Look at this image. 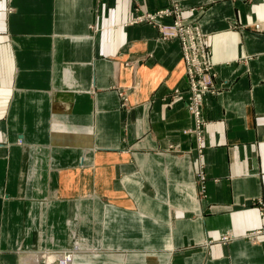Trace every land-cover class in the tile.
I'll list each match as a JSON object with an SVG mask.
<instances>
[{
    "label": "crops",
    "instance_id": "crops-1",
    "mask_svg": "<svg viewBox=\"0 0 264 264\" xmlns=\"http://www.w3.org/2000/svg\"><path fill=\"white\" fill-rule=\"evenodd\" d=\"M173 4L216 74L199 130L179 41L133 21ZM70 248L264 264V0H0V264Z\"/></svg>",
    "mask_w": 264,
    "mask_h": 264
},
{
    "label": "built area",
    "instance_id": "built-area-1",
    "mask_svg": "<svg viewBox=\"0 0 264 264\" xmlns=\"http://www.w3.org/2000/svg\"><path fill=\"white\" fill-rule=\"evenodd\" d=\"M173 17L174 23L166 25L161 20ZM134 22L147 23L159 29L163 40L177 39L181 46L185 76L189 88L186 108L194 118L196 129L202 125L201 110L205 96L215 95L218 87L213 81L215 74L208 60V50L198 25L184 22L180 17V7L161 9L153 13H140ZM191 33V34H190ZM225 238L222 239L225 240Z\"/></svg>",
    "mask_w": 264,
    "mask_h": 264
},
{
    "label": "rangeland",
    "instance_id": "rangeland-1",
    "mask_svg": "<svg viewBox=\"0 0 264 264\" xmlns=\"http://www.w3.org/2000/svg\"><path fill=\"white\" fill-rule=\"evenodd\" d=\"M172 6L173 5H170L169 7H167V8H169V9H171L172 8ZM163 9H166V8H163ZM139 12V13H138ZM140 11H139V9L137 8V11H136V16L134 17V19H133V21H135L136 20V18L140 15ZM169 22L168 23H165L166 25H171V24H173L174 22V18L173 17H169ZM135 24H137V23H141V22H134ZM149 25V24H148ZM195 25H198L197 23H195ZM152 26V25H151ZM157 30H158V33H160L159 32V29L157 28ZM159 37H160V39L161 40H163L162 38H161V36H160V34H159ZM169 40V39H168ZM207 50H208V55H209V49H208V47H207ZM208 59H209V56H208ZM212 72H213V74H215V72H214V65H212ZM186 77V76H185ZM215 78H216V74H215ZM215 78L213 77V81H214V83H215ZM186 81H187V77H186ZM176 93V92H175ZM188 93H189V88H188ZM189 96V95H188ZM187 100H188V97H187V99H186V102H187ZM223 239V238H222ZM71 250H74L73 252H69V251H71ZM63 252V253H62ZM67 252H69V255H71V256H74V260H76L77 259V257H78V255H83V254H85V252H82V251H79L77 248H75V249H73V248H70V249H67V250H63V251H57V252H48L47 254H49V255H47V254H44L45 256V258H43L42 257V255H40L39 254V257H37V260H39L40 262H42V261H44V260H49V261H52V263H50V264H66L67 262H65L64 261V259H63V255H65ZM89 253V252H88ZM43 254V253H42ZM47 255V256H46ZM42 264H44V263H42ZM46 264V263H45ZM75 264V263H74Z\"/></svg>",
    "mask_w": 264,
    "mask_h": 264
},
{
    "label": "bare ground",
    "instance_id": "bare-ground-1",
    "mask_svg": "<svg viewBox=\"0 0 264 264\" xmlns=\"http://www.w3.org/2000/svg\"><path fill=\"white\" fill-rule=\"evenodd\" d=\"M191 34V33H190ZM184 62V61H183ZM66 262H68V261H66Z\"/></svg>",
    "mask_w": 264,
    "mask_h": 264
}]
</instances>
